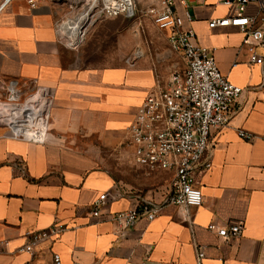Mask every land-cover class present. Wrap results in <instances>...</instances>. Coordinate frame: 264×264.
<instances>
[{"label": "crops", "instance_id": "0c3cea01", "mask_svg": "<svg viewBox=\"0 0 264 264\" xmlns=\"http://www.w3.org/2000/svg\"><path fill=\"white\" fill-rule=\"evenodd\" d=\"M222 1L175 0L179 15L193 16L185 28L194 30L229 81L243 88L228 125L212 130V165L198 177L203 202L165 206L153 220L142 217L123 231L114 215L138 200L104 167L128 155L137 107L167 80L144 63H66L70 52L61 30L72 20L68 9L82 0H0V79L22 95L42 88L38 94L52 98L44 143L14 137L0 125V264H55L54 254L60 264H185L195 262L200 246L202 264H264V66L249 62L238 28L209 27L210 20L234 13ZM256 12V4L246 6L245 14ZM159 30L168 44V31ZM256 50L264 55L263 47ZM239 130L254 139L239 137ZM148 174L161 183L154 199L160 201L173 171ZM104 193L101 215L94 216V203ZM211 222H243L242 235L226 240L207 229ZM53 226L59 233L32 252L21 250L33 234Z\"/></svg>", "mask_w": 264, "mask_h": 264}, {"label": "built area", "instance_id": "2783aa9c", "mask_svg": "<svg viewBox=\"0 0 264 264\" xmlns=\"http://www.w3.org/2000/svg\"><path fill=\"white\" fill-rule=\"evenodd\" d=\"M139 1L144 3L143 7L139 6ZM179 2L185 4V0ZM222 2L234 7V13L210 20L209 27L238 28L243 34L242 45L249 52V62L264 66V55L256 50L257 47L264 48V0ZM82 4L86 9L81 8L79 14L91 9L87 28L94 19L120 16L150 19L157 28L168 31V44L182 61V68L174 69L166 84L149 91L137 107L129 126L127 144L132 163L137 169L147 173L173 171L168 190L160 201H138L133 209L115 214L114 219L123 231H127L142 217L153 220L165 206H200L203 195L198 186V177L212 165V130L228 125L236 112L243 88L229 81L219 69L212 52L197 43L194 30L185 28V22H191L193 16L188 11L184 16L179 15L175 10V0H82ZM249 4L257 6V12L253 15L245 14ZM41 89L37 88L36 94ZM43 97L48 104V119L52 98L50 94ZM9 129L12 131L10 126ZM46 134L47 128L41 139L24 138L13 132L14 137L35 143H44ZM238 135L245 140L254 139L253 134L243 130H239ZM106 198L107 194H101L94 203V216L101 215L100 207L105 205ZM243 228V222H211L207 226L209 231L226 240L240 238ZM57 233L58 227L53 226L33 234L21 250L32 252L40 241ZM204 257V247L200 246L195 262L185 264H202ZM53 258L55 264H60L59 255L54 254Z\"/></svg>", "mask_w": 264, "mask_h": 264}, {"label": "rangeland", "instance_id": "374dc122", "mask_svg": "<svg viewBox=\"0 0 264 264\" xmlns=\"http://www.w3.org/2000/svg\"><path fill=\"white\" fill-rule=\"evenodd\" d=\"M82 5L74 6L73 10L68 9L67 14L70 15V19L78 16L81 8L86 9ZM66 27L70 33L68 36L76 40L79 35L76 34L75 29H72L69 23ZM62 40L70 52L66 55L65 62L71 66L102 68L122 64L135 66L144 63L154 69L157 77L168 80L175 65L181 60L177 54L170 51V46L150 19L124 16L112 19L101 18L87 28L84 37L77 44L67 40L63 35ZM12 85L9 81L3 82L0 79V104H22L37 93V89L28 95H22L19 92V99L13 101L10 93ZM157 88H151L149 91ZM0 125L6 127L13 135L5 121H0ZM117 160H114L115 163ZM104 168L109 170L119 188L130 192L131 196L138 201L159 198L161 183L154 180L153 174H148L133 165L129 148L128 155L119 165Z\"/></svg>", "mask_w": 264, "mask_h": 264}, {"label": "bare ground", "instance_id": "6f19581e", "mask_svg": "<svg viewBox=\"0 0 264 264\" xmlns=\"http://www.w3.org/2000/svg\"><path fill=\"white\" fill-rule=\"evenodd\" d=\"M90 11L91 9L84 11L70 22L68 21L72 29H75L76 34L79 35L76 40H72L68 36L70 33L66 25L63 26L61 31L72 43L77 44L84 37L91 17ZM68 29L70 30V28ZM62 32L61 35H63ZM10 91L12 94L11 100H18L20 95L14 85L10 87ZM47 111L48 104L45 98L40 94H36L22 104H0V121H5L17 135L20 134V136L29 139H41L44 134V129L47 128Z\"/></svg>", "mask_w": 264, "mask_h": 264}, {"label": "water", "instance_id": "95a60500", "mask_svg": "<svg viewBox=\"0 0 264 264\" xmlns=\"http://www.w3.org/2000/svg\"><path fill=\"white\" fill-rule=\"evenodd\" d=\"M97 21H98V19H94V21H93V23H92V24L96 23Z\"/></svg>", "mask_w": 264, "mask_h": 264}]
</instances>
